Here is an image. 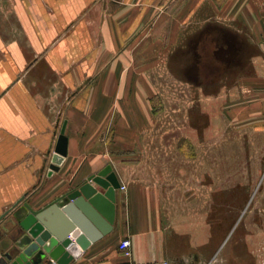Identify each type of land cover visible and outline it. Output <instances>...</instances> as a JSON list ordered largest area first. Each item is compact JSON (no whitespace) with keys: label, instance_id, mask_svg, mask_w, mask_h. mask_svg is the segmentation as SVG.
<instances>
[{"label":"crops","instance_id":"crops-1","mask_svg":"<svg viewBox=\"0 0 264 264\" xmlns=\"http://www.w3.org/2000/svg\"><path fill=\"white\" fill-rule=\"evenodd\" d=\"M233 21L264 53V0H0V216L22 198L41 210L110 165L124 187L113 229L76 245L70 264H183L156 190L134 177L135 158L108 145L128 153L149 128L148 90L167 53L197 47L205 23ZM252 100L262 115L264 97ZM63 126L67 156L47 177ZM11 220L0 221V257L21 232L5 228ZM124 239L129 258L118 250Z\"/></svg>","mask_w":264,"mask_h":264},{"label":"rangeland","instance_id":"rangeland-1","mask_svg":"<svg viewBox=\"0 0 264 264\" xmlns=\"http://www.w3.org/2000/svg\"><path fill=\"white\" fill-rule=\"evenodd\" d=\"M201 28L149 86V128L128 153L109 151L135 158L134 177L156 190L183 264H264V112L252 100L264 97V53L242 21Z\"/></svg>","mask_w":264,"mask_h":264},{"label":"water","instance_id":"water-1","mask_svg":"<svg viewBox=\"0 0 264 264\" xmlns=\"http://www.w3.org/2000/svg\"><path fill=\"white\" fill-rule=\"evenodd\" d=\"M67 137L61 128L51 155L46 176L51 177L67 156ZM121 183L110 165L90 175L65 194V201H54L41 210H33L22 198L0 216L11 215L7 230L19 229L13 247L0 257V264H70L76 245L84 249L90 242L108 234L116 217V191ZM21 203V208L17 205ZM28 214H24L22 209ZM89 220L99 234L88 230ZM17 227V228H16ZM85 237L88 240H85Z\"/></svg>","mask_w":264,"mask_h":264},{"label":"built area","instance_id":"built-area-1","mask_svg":"<svg viewBox=\"0 0 264 264\" xmlns=\"http://www.w3.org/2000/svg\"><path fill=\"white\" fill-rule=\"evenodd\" d=\"M123 190L124 187H121ZM118 250L127 258L131 257V242L129 239H124L118 244ZM115 264H134L130 261H123Z\"/></svg>","mask_w":264,"mask_h":264}]
</instances>
